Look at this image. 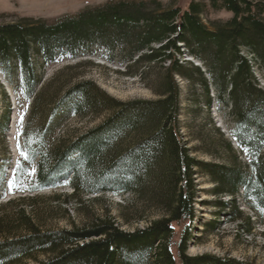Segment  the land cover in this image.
<instances>
[{
    "label": "trees",
    "instance_id": "16d2710c",
    "mask_svg": "<svg viewBox=\"0 0 264 264\" xmlns=\"http://www.w3.org/2000/svg\"><path fill=\"white\" fill-rule=\"evenodd\" d=\"M210 11L230 16L205 22ZM91 47L106 52L105 61L122 66L126 74L159 67L151 74L157 98L122 102L88 80L54 89L53 82L41 84L37 70L43 65L90 55ZM182 54L198 66L181 61ZM0 70L29 102L17 141L22 158L12 166L11 184L33 165L30 192L62 184L71 198L128 193L142 211L158 212L131 231L107 216L49 230L19 210L14 223L0 220V264L35 254L47 256L35 264H251L190 256L187 245L201 193L216 197L201 203L241 222V228L251 224V215L264 223V87L258 78L264 80V0H189L184 8L159 0H107L52 21L23 17L0 24ZM15 72L18 81H13ZM176 78L189 83L192 105L209 115L213 108L230 122L229 138L210 119L216 138H199L198 147L188 146ZM69 117L99 121L53 140ZM195 152L212 159H198ZM199 175L209 179L210 190L198 188ZM238 197L251 215L239 209ZM180 223L173 242V224Z\"/></svg>",
    "mask_w": 264,
    "mask_h": 264
},
{
    "label": "rangeland",
    "instance_id": "374dc122",
    "mask_svg": "<svg viewBox=\"0 0 264 264\" xmlns=\"http://www.w3.org/2000/svg\"><path fill=\"white\" fill-rule=\"evenodd\" d=\"M107 0H0V24L15 22L20 18L43 19L52 21L58 17L75 13L85 8L106 2ZM166 6H180L184 8L189 0H159ZM200 1V0H195ZM230 14L218 11L209 12L203 20L225 19ZM90 55H80L75 58L56 59L43 65L37 70L41 74V84L53 82L52 89L57 84L67 86L79 80H88L101 88L109 96L122 102L133 100H154L157 98L153 91V80L158 73L156 67L147 69L146 74L130 75L124 73V68L117 64L105 61L107 53L101 49L91 47ZM180 60H189L197 65L185 54ZM13 81H18L14 73ZM151 74L153 77H151ZM54 78V80H53ZM259 84L264 87V80L259 75ZM181 90L182 114L180 120L184 126L183 133L191 148L198 147L201 139H215V133L211 129L210 119L219 128L225 138H229L225 121L212 108L210 115L205 109H199L192 105L190 99L191 88L187 81L176 78ZM12 81V82H13ZM40 85L37 87L38 91ZM18 87L12 90L5 75L0 70V118L6 113L8 103L7 129L4 138L0 134V220L2 222L16 219L19 210H24L28 216L39 224L42 229H70L75 226L89 224L96 217H109L116 225L125 231L145 226L149 220L155 218L158 212L155 210H143L139 200L128 193H101L79 194L69 197L70 189L65 185H57L54 188L30 192V182L34 177V166L27 167L26 174L20 182L11 184L12 166L22 157L17 151L18 135L28 111L29 102L18 96ZM45 92H48L45 89ZM6 96L7 101H5ZM21 117L23 118L21 120ZM99 118L69 117L64 120L62 127L58 129L52 139L58 136L78 134L86 128L92 127ZM6 148V152L4 149ZM193 156L202 160H211L208 154L195 152ZM23 178V179H22ZM198 188L210 190L211 182L206 176H198ZM201 202L214 201L216 197L208 193H201ZM223 199V198H222ZM227 199V197H224ZM239 209L251 215L250 211L241 207V199L238 197ZM196 204V221L192 224L190 239L187 245V253L190 256L210 254L221 259L231 258L237 261L251 264H264V223L251 215V224L241 228V222L231 221L224 215L216 212L218 209L210 204ZM10 222V221H9ZM12 223V222H11ZM14 223V220H13ZM183 224H173V242L178 239L179 230ZM2 235H0V238ZM175 253V247H172ZM47 258L43 254H35L32 258L15 261L10 264H35Z\"/></svg>",
    "mask_w": 264,
    "mask_h": 264
},
{
    "label": "snow or ice",
    "instance_id": "6c2138e0",
    "mask_svg": "<svg viewBox=\"0 0 264 264\" xmlns=\"http://www.w3.org/2000/svg\"><path fill=\"white\" fill-rule=\"evenodd\" d=\"M23 118L21 117V120H22Z\"/></svg>",
    "mask_w": 264,
    "mask_h": 264
},
{
    "label": "water",
    "instance_id": "95a60500",
    "mask_svg": "<svg viewBox=\"0 0 264 264\" xmlns=\"http://www.w3.org/2000/svg\"><path fill=\"white\" fill-rule=\"evenodd\" d=\"M198 66V65H197Z\"/></svg>",
    "mask_w": 264,
    "mask_h": 264
}]
</instances>
